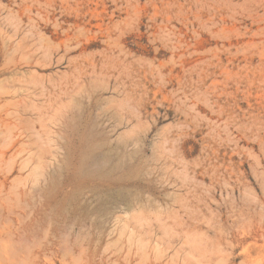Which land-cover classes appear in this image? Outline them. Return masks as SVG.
<instances>
[{
    "label": "rangeland",
    "instance_id": "1",
    "mask_svg": "<svg viewBox=\"0 0 264 264\" xmlns=\"http://www.w3.org/2000/svg\"><path fill=\"white\" fill-rule=\"evenodd\" d=\"M0 264H264V0H0Z\"/></svg>",
    "mask_w": 264,
    "mask_h": 264
}]
</instances>
